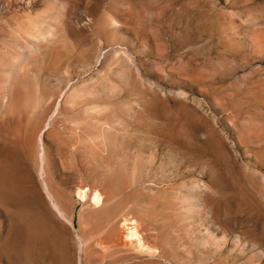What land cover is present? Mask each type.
I'll use <instances>...</instances> for the list:
<instances>
[{
  "label": "rangeland",
  "instance_id": "374dc122",
  "mask_svg": "<svg viewBox=\"0 0 264 264\" xmlns=\"http://www.w3.org/2000/svg\"><path fill=\"white\" fill-rule=\"evenodd\" d=\"M0 264H264V0H0Z\"/></svg>",
  "mask_w": 264,
  "mask_h": 264
},
{
  "label": "bare ground",
  "instance_id": "6f19581e",
  "mask_svg": "<svg viewBox=\"0 0 264 264\" xmlns=\"http://www.w3.org/2000/svg\"><path fill=\"white\" fill-rule=\"evenodd\" d=\"M81 193V192H80ZM79 193V194H80ZM100 196L98 195V194H95L94 195V197H93V201L95 202V203H98V202H100ZM128 230V229H127ZM128 235H129V237L130 238H132L133 240H135L137 243H139L140 242V238H139V236H138V234L134 231V228H131V226H130V229H129V232H128ZM139 245V244H138Z\"/></svg>",
  "mask_w": 264,
  "mask_h": 264
}]
</instances>
